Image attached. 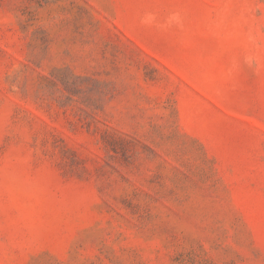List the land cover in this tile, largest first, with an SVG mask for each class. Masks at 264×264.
I'll list each match as a JSON object with an SVG mask.
<instances>
[{
	"label": "rangeland",
	"instance_id": "rangeland-1",
	"mask_svg": "<svg viewBox=\"0 0 264 264\" xmlns=\"http://www.w3.org/2000/svg\"><path fill=\"white\" fill-rule=\"evenodd\" d=\"M0 264H264V0H0Z\"/></svg>",
	"mask_w": 264,
	"mask_h": 264
}]
</instances>
